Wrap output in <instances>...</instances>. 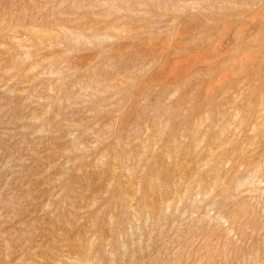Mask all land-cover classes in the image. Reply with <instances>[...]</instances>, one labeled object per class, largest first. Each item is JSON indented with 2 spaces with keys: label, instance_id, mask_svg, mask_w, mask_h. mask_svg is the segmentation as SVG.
<instances>
[{
  "label": "rangeland",
  "instance_id": "1",
  "mask_svg": "<svg viewBox=\"0 0 264 264\" xmlns=\"http://www.w3.org/2000/svg\"><path fill=\"white\" fill-rule=\"evenodd\" d=\"M0 264H264V0H0Z\"/></svg>",
  "mask_w": 264,
  "mask_h": 264
}]
</instances>
